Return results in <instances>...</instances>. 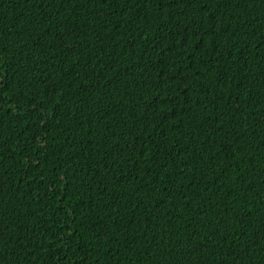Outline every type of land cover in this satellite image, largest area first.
Listing matches in <instances>:
<instances>
[{
    "label": "trees",
    "instance_id": "16d2710c",
    "mask_svg": "<svg viewBox=\"0 0 264 264\" xmlns=\"http://www.w3.org/2000/svg\"><path fill=\"white\" fill-rule=\"evenodd\" d=\"M0 264H264V0H0Z\"/></svg>",
    "mask_w": 264,
    "mask_h": 264
},
{
    "label": "snow or ice",
    "instance_id": "6c2138e0",
    "mask_svg": "<svg viewBox=\"0 0 264 264\" xmlns=\"http://www.w3.org/2000/svg\"><path fill=\"white\" fill-rule=\"evenodd\" d=\"M3 87V84L2 83H0V88H2Z\"/></svg>",
    "mask_w": 264,
    "mask_h": 264
}]
</instances>
